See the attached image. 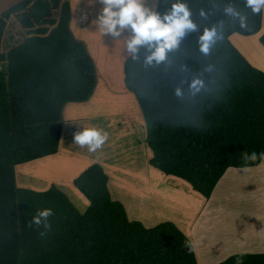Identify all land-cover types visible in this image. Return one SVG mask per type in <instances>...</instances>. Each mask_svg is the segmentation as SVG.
Here are the masks:
<instances>
[{
  "label": "trees",
  "instance_id": "16d2710c",
  "mask_svg": "<svg viewBox=\"0 0 264 264\" xmlns=\"http://www.w3.org/2000/svg\"><path fill=\"white\" fill-rule=\"evenodd\" d=\"M175 2L159 0L157 12L162 17ZM182 2L197 30L186 32L160 64H145L151 50L141 46L137 58L123 63L124 86L143 117L150 166L209 201L229 170L256 169L264 158V73L230 42L233 35L256 36L263 13L253 14L244 0ZM227 6L246 17L245 27L225 15ZM14 16L26 36L0 50V264H198L174 223L145 228L128 219L98 163L73 180L89 202L84 215L56 187L39 193L16 186V167L59 153L64 109L86 104L98 78L85 44L69 30V0H26L10 8L0 16V48ZM213 26L218 37L205 56L199 37ZM259 44L264 50V36ZM197 79L203 87L193 92L189 85ZM44 209L53 214L33 223ZM220 264H264V253L233 255Z\"/></svg>",
  "mask_w": 264,
  "mask_h": 264
},
{
  "label": "rangeland",
  "instance_id": "374dc122",
  "mask_svg": "<svg viewBox=\"0 0 264 264\" xmlns=\"http://www.w3.org/2000/svg\"><path fill=\"white\" fill-rule=\"evenodd\" d=\"M23 1L26 0H0V16ZM158 1L144 0V6L157 12ZM69 5V30L76 41L84 43L87 51L93 53L94 59L90 56L98 85L86 104H71L63 111L64 136L59 153L47 160L38 159L16 167V186L39 193L56 187L78 213L84 215L89 202L74 189L73 180L84 173L88 165L99 163L108 176L112 200L122 204L128 219L145 228L174 223L192 243L198 264H220L233 255L264 253V158L258 171L257 168L229 170L216 187L211 203L203 205L206 202L203 201L200 206L196 201L184 203L183 197L172 191L171 181L179 187L177 192L198 197L192 195L194 191L187 187L189 184L164 177L150 166L152 152L144 141L143 117L135 97L124 86L123 62L132 56L127 51L131 29L122 30L117 37L101 35L94 23L96 11L104 7L99 0H69ZM81 8L94 11L90 12L93 21L89 24L78 16ZM53 16L58 20V12ZM93 31L100 37L92 36ZM25 36L19 17H11L0 50L6 52L21 43ZM263 36L264 13L261 31L256 36L233 35L230 42L252 67L264 73V50L259 44ZM90 127L108 134L106 143L94 153L89 152L87 146L76 144L73 136ZM75 158L78 164L73 166L71 161ZM161 185L162 191L158 190Z\"/></svg>",
  "mask_w": 264,
  "mask_h": 264
},
{
  "label": "clouds",
  "instance_id": "9594fccd",
  "mask_svg": "<svg viewBox=\"0 0 264 264\" xmlns=\"http://www.w3.org/2000/svg\"><path fill=\"white\" fill-rule=\"evenodd\" d=\"M99 2L104 7L94 23L98 25L100 34L117 37L122 30L130 28L132 35L127 41V51L135 59L138 48L147 45L151 52L145 57L144 62L149 66L154 62L160 64L166 61L167 53L178 47L180 39L186 32L197 30V25L191 19L192 13L182 0L172 3L170 10L162 17L158 12L146 8L144 0H99ZM244 6L253 14L264 13V0H244ZM224 13L238 19L241 27L246 26V17L236 7L227 6L224 8ZM200 15L205 16L206 13L201 11ZM217 37L215 26L205 28L198 41L200 52L205 56L210 55ZM189 87L193 92H197L203 87V81L194 80ZM175 95L177 97L183 95L180 87L175 89ZM107 140V132L95 127L84 128L74 135V142L81 147L87 146V150L91 153L101 149ZM250 158L255 159L256 154L252 153ZM52 214L51 209L41 210L33 217V223L40 224L42 221H47Z\"/></svg>",
  "mask_w": 264,
  "mask_h": 264
},
{
  "label": "crops",
  "instance_id": "0c3cea01",
  "mask_svg": "<svg viewBox=\"0 0 264 264\" xmlns=\"http://www.w3.org/2000/svg\"><path fill=\"white\" fill-rule=\"evenodd\" d=\"M94 1H96V0H94ZM95 9H97V7H94ZM90 12L91 13H93L94 11H92V10H86L85 8H81V10H80V12H79V17L81 18V19H83L84 20V22H88V24H89V22L90 21H93L92 20V15L90 14ZM101 11H96V15L98 16V14L100 13ZM91 26V25H90ZM93 26V25H92ZM92 26H91V28H92ZM94 33H93V35L92 36H95V37H100L99 35L98 36H96L97 35V32L96 31H93ZM85 42V41H84ZM94 51V50H93ZM92 51V52H93ZM89 53H91V51L89 50ZM90 55H92V57H93V59H94V55H93V53H91ZM125 61V60H124ZM106 63L108 64L109 63V60L106 58ZM124 63V62H123ZM77 132H79V131H77ZM75 135V134H74ZM73 135V136H74ZM72 162V165L73 166H75L76 164H78V159L77 158H75L74 160H72L71 161ZM99 164V163H98ZM91 165V164H90ZM90 165H88V167L90 166ZM100 165V164H99ZM259 170V167L257 168V170L256 171H258ZM221 182V181H220ZM175 182L174 181H171L170 183H169V185L172 187V191L173 192H175V193H177V194H179L181 197H183V199H184V203H188V202H190V201H193V202H195L196 201V203H197V205L198 206H200V205H202V202L203 201H205L198 193H195V192H193L194 194H192V195H195L196 197H198V199H196L194 196V198L192 197V196H189V195H184L183 194V192H177L176 190H179V187H177L175 184H174ZM185 185H187V184H185ZM219 185V184H218ZM187 187L189 188V189H191L190 188V186H188L187 185ZM161 190V189H163V185H161L159 188H158V190ZM162 191V190H161ZM159 192V191H158ZM155 196L157 195L156 193L154 194ZM214 195H215V192H214ZM211 199H213V198H211ZM209 200V201H212V200ZM209 201H206V202H203V205H205L204 203H211V202H209ZM170 203V202H169ZM212 205V204H211ZM210 205V206H211ZM263 232H264V224H263Z\"/></svg>",
  "mask_w": 264,
  "mask_h": 264
},
{
  "label": "bare ground",
  "instance_id": "6f19581e",
  "mask_svg": "<svg viewBox=\"0 0 264 264\" xmlns=\"http://www.w3.org/2000/svg\"><path fill=\"white\" fill-rule=\"evenodd\" d=\"M230 205V204H229Z\"/></svg>",
  "mask_w": 264,
  "mask_h": 264
}]
</instances>
